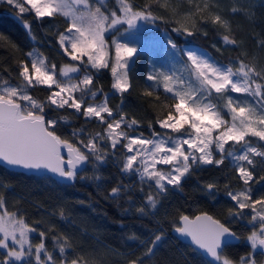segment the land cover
Here are the masks:
<instances>
[{
    "label": "snow or ice",
    "instance_id": "snow-or-ice-1",
    "mask_svg": "<svg viewBox=\"0 0 264 264\" xmlns=\"http://www.w3.org/2000/svg\"><path fill=\"white\" fill-rule=\"evenodd\" d=\"M170 2L146 0L137 6L133 0H0V6L14 14L34 44L33 23L62 17L66 26L55 31L49 28V32L57 54L68 57V62L58 66L34 46L21 50L15 73L4 69L8 77L0 75V166L43 169L69 182H96L103 192L101 169L111 161L122 176L138 178L141 193L147 186L144 201L135 208L139 217H145L155 214L170 190L182 191L186 179L206 166L220 168L227 162L235 174L223 185L231 201L223 219L205 212L192 220L181 213L173 216L172 230L178 237H189L195 249L210 258L204 264H264V191L257 195L255 189L264 184V174L256 171V158L264 164V63L255 62L254 57L249 60L244 53L223 63L203 49L181 47L168 37L173 62L165 66L149 59L143 93L155 94V102L164 103L167 111L148 121L147 134L143 121L124 111L125 97L133 87L135 61L143 51L129 37L140 22L155 25L164 19L153 12V3L167 8ZM252 8L249 0H232L226 10L219 0H206L196 5L195 13H185L194 20L201 14L198 20L172 31L187 37L207 36L204 26L210 23L224 33V46H237L227 16L251 17ZM205 11L208 16L202 15ZM258 46L264 48V40ZM104 70L111 76L108 90L99 79ZM37 89L46 93L43 98L33 94ZM113 96L119 97V103H111ZM168 100L174 102L168 104ZM71 118L84 121L72 130L80 147L57 131ZM89 124L97 130L89 131ZM62 148L68 150L67 159ZM8 187L0 182L5 189L0 194V264H106L102 254L78 250L73 237L58 231L55 224L39 230L18 208L10 210L5 198ZM131 191L130 185L120 182L106 191L104 199L119 202L127 196V212L132 207ZM200 191L215 199L221 187L218 180L200 182ZM57 214L60 219L68 218L63 207L53 213ZM240 221L251 228L245 237L250 250L237 261L225 249L241 239L232 227ZM31 234H37L39 242ZM164 238L162 228L146 239L131 232L127 239L140 241L143 251L129 253L126 264L151 261Z\"/></svg>",
    "mask_w": 264,
    "mask_h": 264
},
{
    "label": "trees",
    "instance_id": "trees-1",
    "mask_svg": "<svg viewBox=\"0 0 264 264\" xmlns=\"http://www.w3.org/2000/svg\"><path fill=\"white\" fill-rule=\"evenodd\" d=\"M133 2L137 6H142L146 0H133ZM205 2L206 0H194L193 4H189L188 0H171L167 8L153 3V12L164 18L163 20L158 19L155 23L153 31L156 32V36L166 37L163 40L167 48L169 47L167 38L171 37L181 47L186 45L200 47L223 63L234 60L241 53L246 54L249 60L254 57L255 62L264 63V48L258 46V41L264 40V0H249L253 5L252 12L254 13L251 17L243 14L227 16L233 28L231 35L237 40V46H224L221 39L224 33L222 30L218 31L217 27L210 23L204 26V31L208 33L207 36L197 33L187 37L172 31L173 28L191 26L195 20H198L201 14H197L194 20L192 16L185 15V13H195L196 5L202 6ZM219 4L221 9L226 10L232 6V0H219ZM202 15L208 16L207 11ZM65 26L62 17L54 20L46 19L42 24L33 23L32 31L37 37V42L34 44L14 14L0 6V75L8 77L9 72L4 69L15 73V65L21 58V50L28 51L34 46L58 66L62 62H68V57L63 56L62 53L57 54L55 38L49 32V28L55 31L56 28L62 30ZM46 32L47 35H45ZM108 39L110 40L111 37L109 36ZM217 48L220 51H217ZM148 62L147 53L140 52L132 74L133 87L124 101V111L143 121V130L146 134L148 121H154L159 113L167 111L164 103L155 102V94L151 97L143 94L148 83L144 79ZM99 79L105 90H108L112 82L109 71L104 70ZM33 94L43 98L46 93L37 89ZM173 102L172 100L167 101L168 104ZM111 103L113 105L119 103V97L113 96ZM83 124L82 119L71 118L69 124L62 123L57 131L64 139L80 147L79 140L72 136V130L80 128ZM88 130H97L96 125L89 124ZM256 159L258 175L264 174V164L260 163V158ZM86 171L91 173L90 168ZM101 173L103 179L99 183L105 190L103 192L97 189L96 182L77 179L71 184H65L54 180L49 175L24 174L10 171L2 166H0V182H6L9 185L5 198L10 210L15 211L18 208L27 222L35 224L39 230H47L50 224H55L58 231L73 237L78 250L86 254L100 253L105 257L106 264H126L129 253L141 254L143 249L139 246L140 241L127 239L131 232H136L141 239H146L152 231L158 228H162L165 238L158 245L156 256L151 261L146 260L145 264H204L205 259L200 253L172 234L171 220L173 216L178 217L181 213L192 218L205 212L217 219H223L227 208L231 206V201L223 193V185L231 181L235 174L234 170L227 166V162L220 168L206 166L196 175L186 179L182 191L170 190L162 198L155 214L145 217H139L135 208L144 201L148 192L147 186L144 188V193H141L138 178L122 176L118 167L111 161L102 167ZM212 180H218L221 187L215 199H211L200 191V182L206 183ZM120 182L132 187V191L128 193V196L132 198V207L127 212L124 211L129 208L127 196L122 197L119 202L104 199L106 191ZM261 185L255 186L257 195ZM0 194H5L4 188H0ZM59 207L66 209L67 219H60L58 214L53 215ZM232 227L240 234L241 241L226 247L225 251L238 261L240 256L250 250L245 237L251 228L244 221L237 222ZM31 235L34 242H39L37 234ZM47 244L51 249V239L47 241Z\"/></svg>",
    "mask_w": 264,
    "mask_h": 264
},
{
    "label": "rangeland",
    "instance_id": "rangeland-1",
    "mask_svg": "<svg viewBox=\"0 0 264 264\" xmlns=\"http://www.w3.org/2000/svg\"><path fill=\"white\" fill-rule=\"evenodd\" d=\"M155 25L143 24L138 29L132 31L129 40L136 43L138 51L142 48L143 52L147 53L148 60H153L156 64L170 66L174 57L170 54L169 47L167 48L164 38L156 36L153 31ZM150 33V34H149ZM165 35V34H162ZM161 35V36H162ZM184 47H188L187 45ZM197 51L201 50L200 47L189 46ZM148 71V69H147ZM264 191V184L260 186L259 193Z\"/></svg>",
    "mask_w": 264,
    "mask_h": 264
},
{
    "label": "water",
    "instance_id": "water-1",
    "mask_svg": "<svg viewBox=\"0 0 264 264\" xmlns=\"http://www.w3.org/2000/svg\"><path fill=\"white\" fill-rule=\"evenodd\" d=\"M143 25V22H140V26ZM62 155L65 157V159H67L68 157V150L66 148H62ZM5 167V166H2ZM6 169L10 170V171H14V172H20V173H24V174H34V175H49L50 177H52L54 180H58V182L60 183H65V184H71L72 182L66 181V180H62L61 178H59L57 175L48 172L47 170H24L21 168H8L5 167ZM203 213L197 214V216L202 215ZM195 215V217H192L190 219L195 220V218L197 217ZM172 234L181 242L187 244L188 246H190L192 249H194L195 251H197L198 253L201 254V256L205 259V260H210L209 257H206L202 250H196L195 246L191 244V239L189 237H178V234L175 233L174 231H172ZM241 241V239L238 242H233L232 244H236L239 243Z\"/></svg>",
    "mask_w": 264,
    "mask_h": 264
}]
</instances>
